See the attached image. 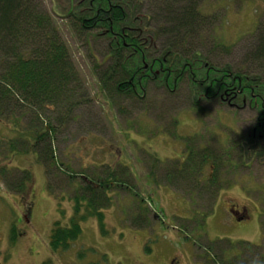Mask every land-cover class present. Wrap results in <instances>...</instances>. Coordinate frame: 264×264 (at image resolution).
I'll return each instance as SVG.
<instances>
[{
	"label": "rangeland",
	"instance_id": "1",
	"mask_svg": "<svg viewBox=\"0 0 264 264\" xmlns=\"http://www.w3.org/2000/svg\"><path fill=\"white\" fill-rule=\"evenodd\" d=\"M70 2L58 0L64 8L59 12L57 0H42L77 67L78 86L56 105L27 108L17 126L34 143L33 136L53 125L56 161L43 162L39 144L14 141L10 147L8 140L18 136V116L0 117L5 142L0 141V264H170L172 259L175 264H223L220 250L228 244L207 250L210 241L219 239L258 245L229 251L225 264H264V134L254 129L258 109L240 96L229 103L200 98L199 107L192 108L190 81L175 93L152 84L139 100L110 97L92 67L95 58L103 60L104 41L76 37L60 17ZM199 10L209 18L215 42L229 46L228 52H214L200 40L207 73L229 66L264 82V64L247 57L264 26V0H202ZM198 147L230 156L222 166L224 187L217 200L163 172ZM248 152L260 157L250 160ZM120 163L130 167L123 176L129 177L130 189L111 191L113 201L102 209L103 220L92 215L83 221L82 235L69 250L51 251L54 222L66 224L74 213L81 175L98 178L107 166ZM210 166H204L203 177Z\"/></svg>",
	"mask_w": 264,
	"mask_h": 264
},
{
	"label": "trees",
	"instance_id": "2",
	"mask_svg": "<svg viewBox=\"0 0 264 264\" xmlns=\"http://www.w3.org/2000/svg\"><path fill=\"white\" fill-rule=\"evenodd\" d=\"M70 1L65 15L60 17L69 22L76 37L88 39V43L93 38L104 41L103 60L95 58L92 67L102 90L110 97L139 100L145 97L152 84L175 93L190 81L192 108L199 107L200 98L218 97L219 102L226 103L237 96L242 100L248 98L259 111L254 129L264 134V82L261 78L241 70L233 72L229 66H215L216 70L207 73L205 61L200 58L201 39L203 43L208 41L205 45L211 51L219 48L229 51L228 45L215 42V37L208 32L210 20L199 10L202 0ZM60 9L63 10V6L58 7L59 12ZM257 32V41L247 57L253 63L264 64V26L260 24ZM162 37L164 44L159 45L157 40ZM77 82V67L53 14L43 7L42 0H0V117L18 116L47 104L56 105L62 97H70L68 92H74L72 88L76 89ZM14 123L18 136L8 140L10 147L14 141L29 142L34 148L39 144L44 154L42 161L52 164L56 161L51 143L53 125L41 129L32 137V143L24 137L23 130L17 128L19 116ZM250 138L255 141L254 137ZM0 141L5 144L2 137ZM258 153L248 152L246 157L258 158ZM229 158L228 152L198 147L163 172L217 200L224 187L220 176L222 166ZM207 163L212 166L203 177L202 170ZM107 167L98 178L81 175L82 183L73 195L74 213L66 224L54 222L48 244L51 251L69 250L82 235L83 221L92 215L103 220L102 209L113 201L111 191L122 187L130 189L129 177H123L130 172L127 164ZM152 171H158L157 167L153 166ZM22 180L20 184L25 186ZM210 243L208 252L214 245L228 244L226 249L220 250L223 264L229 263V251L251 250L258 246L248 241L231 243L228 239ZM80 254L82 252L79 258Z\"/></svg>",
	"mask_w": 264,
	"mask_h": 264
},
{
	"label": "flooded vegetation",
	"instance_id": "3",
	"mask_svg": "<svg viewBox=\"0 0 264 264\" xmlns=\"http://www.w3.org/2000/svg\"><path fill=\"white\" fill-rule=\"evenodd\" d=\"M23 198H25V197H23ZM30 202V205H31V200L29 201ZM26 203V202H25ZM26 204H28V203H26ZM233 211H235V210H233ZM236 212H240V211H236ZM27 213H28V215H30L31 214V207H28L27 208ZM170 264H175V259H172L171 261H170Z\"/></svg>",
	"mask_w": 264,
	"mask_h": 264
}]
</instances>
